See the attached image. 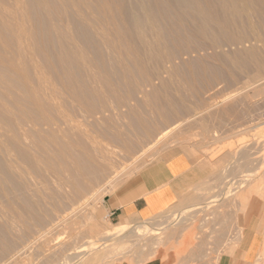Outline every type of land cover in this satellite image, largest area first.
<instances>
[{"label": "rangeland", "instance_id": "obj_1", "mask_svg": "<svg viewBox=\"0 0 264 264\" xmlns=\"http://www.w3.org/2000/svg\"><path fill=\"white\" fill-rule=\"evenodd\" d=\"M177 154V205L113 232ZM252 237L264 264V0H0V264H234Z\"/></svg>", "mask_w": 264, "mask_h": 264}, {"label": "crops", "instance_id": "obj_2", "mask_svg": "<svg viewBox=\"0 0 264 264\" xmlns=\"http://www.w3.org/2000/svg\"><path fill=\"white\" fill-rule=\"evenodd\" d=\"M193 171V161L185 154L146 167L108 200L114 221L117 224L149 221L172 209L179 202L181 188ZM255 244L252 237L245 246L248 249L245 260L234 264H254ZM223 264H227V260Z\"/></svg>", "mask_w": 264, "mask_h": 264}, {"label": "bare ground", "instance_id": "obj_3", "mask_svg": "<svg viewBox=\"0 0 264 264\" xmlns=\"http://www.w3.org/2000/svg\"><path fill=\"white\" fill-rule=\"evenodd\" d=\"M259 130H260V129H259ZM254 174H255V173H254ZM261 176H262V175H261ZM261 176H260V177H261ZM257 179H258V178H257ZM256 181H257V180H256ZM258 186H259V185H258ZM262 188H263V186H262ZM259 191H260V190H259ZM255 192H256V191H255ZM258 193H259V192H258ZM82 202H83V201H82ZM147 223H148V222H147ZM134 225H135V224H134ZM144 225H145V224H144ZM147 226H148V225H147ZM159 226H160V225H159ZM127 227H128V224H127V223L117 224V225L115 226L114 231H113V230H112V231H113V232H122V231L127 230L130 226H129L128 228H127ZM137 228H138L137 230H140V229H142V228H143V230L146 229V227L144 228L143 226H139V227H137ZM111 229H112V228H111ZM143 230H142V231H143ZM159 230H160V229H159ZM110 231H111V230H110ZM110 231H109V229H108L107 233L110 232ZM142 231H141V232H142ZM102 233H103V232H102ZM104 233H105V232H104ZM99 234H100V233H99ZM108 234H110V233H108ZM158 234H159V233H158ZM98 236H99V235H98ZM98 236H96V238H97ZM90 237H91V238H90ZM90 237H89V238L91 239V242L95 244L96 241H97L96 239L93 238V237H95V236L91 235ZM100 237H101V236H100ZM262 254H264V253H262ZM6 262H8V261H6Z\"/></svg>", "mask_w": 264, "mask_h": 264}]
</instances>
